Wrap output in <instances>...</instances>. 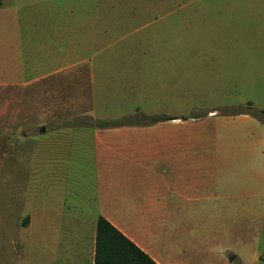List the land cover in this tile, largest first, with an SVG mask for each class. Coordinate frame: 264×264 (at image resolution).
<instances>
[{"label":"rangeland","instance_id":"374dc122","mask_svg":"<svg viewBox=\"0 0 264 264\" xmlns=\"http://www.w3.org/2000/svg\"><path fill=\"white\" fill-rule=\"evenodd\" d=\"M159 1L111 0L104 6L110 17L107 27L126 35L95 38L94 54L89 56L92 65L99 77L106 75V68L111 78L97 83L99 98L91 113L94 100L88 79L71 73L78 68L53 72L56 64H38L39 70L48 71L39 79L37 68L30 74L28 64H21V45L1 44L11 39L8 35L16 39L19 35L22 42L25 31L37 44L40 34L39 0H4L0 54L7 64H0V264H82V255L95 239L91 217L96 213L90 204L95 195L93 133L72 125L80 119L92 115L99 120L124 119L132 109L141 108L127 117L142 123L155 115H178L198 123L215 115L204 125L211 126L222 123L218 118L248 109L264 124V0ZM59 40L55 48L61 46L60 55L67 58L64 49L70 38ZM121 64H142L139 72H130L133 86L119 84ZM151 64L169 66L164 70ZM89 66L83 63L80 71L86 74ZM30 77L29 83L24 82ZM42 193L80 204L78 213L73 211L84 218L77 227L68 224L61 230L53 219L47 236H40L38 221L32 227L26 224L30 214L38 213ZM77 254L80 262H71ZM226 264L243 262L228 259Z\"/></svg>","mask_w":264,"mask_h":264},{"label":"crops","instance_id":"0c3cea01","mask_svg":"<svg viewBox=\"0 0 264 264\" xmlns=\"http://www.w3.org/2000/svg\"><path fill=\"white\" fill-rule=\"evenodd\" d=\"M3 4L0 0V7ZM109 4L111 0H39L37 44L29 31L22 32V42L19 35L16 39L2 32L11 39L1 44L21 45V64H28L30 74L37 68L39 79L48 71L39 70L38 64H56L53 72L78 68L71 73H78L79 79L86 75L92 113L98 84L111 78L106 68V75L99 77L92 65L95 38L126 35L112 33L105 24L110 17L104 6ZM62 36L70 38L64 49L67 58L60 55L61 46L55 48ZM0 57V64H7L5 55ZM83 63L90 64L86 74L80 71ZM151 65L164 70L169 66ZM141 66L121 64L119 84L133 86L130 72H139ZM172 116L176 118L150 125L76 127L93 133L95 195L90 204L96 213L91 217L95 236L103 216L158 264H226L233 254L243 264L264 262V124L248 109L218 118L222 123L211 126L204 125L215 115L198 123ZM72 203L65 196L48 198L42 193L38 213L30 214L26 225L38 221L44 238L53 219L60 230L68 224L77 227L84 216L75 210L80 204ZM64 212H69L66 218ZM75 260L80 262L79 254L70 261ZM81 260L94 264L95 239Z\"/></svg>","mask_w":264,"mask_h":264},{"label":"trees","instance_id":"16d2710c","mask_svg":"<svg viewBox=\"0 0 264 264\" xmlns=\"http://www.w3.org/2000/svg\"><path fill=\"white\" fill-rule=\"evenodd\" d=\"M252 114V113H251ZM259 118V114L254 113ZM89 118V119H88ZM86 120L72 124L75 126H98L115 127L121 125L136 124V119L125 117L116 120H99L88 116ZM176 117H164L160 115L151 116L147 122L141 124H152L163 120L175 119ZM94 264H158L148 253L142 250L131 239L124 235L105 217L100 216L97 221L95 236V262Z\"/></svg>","mask_w":264,"mask_h":264},{"label":"water","instance_id":"95a60500","mask_svg":"<svg viewBox=\"0 0 264 264\" xmlns=\"http://www.w3.org/2000/svg\"><path fill=\"white\" fill-rule=\"evenodd\" d=\"M42 129L44 130V127H42ZM234 259H235V255H232V256L229 257L230 261H233Z\"/></svg>","mask_w":264,"mask_h":264}]
</instances>
